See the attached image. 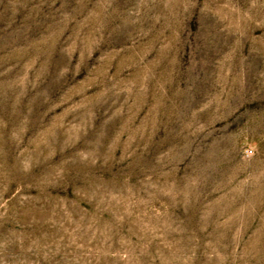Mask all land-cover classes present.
<instances>
[{
  "label": "rangeland",
  "instance_id": "rangeland-1",
  "mask_svg": "<svg viewBox=\"0 0 264 264\" xmlns=\"http://www.w3.org/2000/svg\"><path fill=\"white\" fill-rule=\"evenodd\" d=\"M0 264H264V0H0Z\"/></svg>",
  "mask_w": 264,
  "mask_h": 264
},
{
  "label": "built area",
  "instance_id": "built-area-1",
  "mask_svg": "<svg viewBox=\"0 0 264 264\" xmlns=\"http://www.w3.org/2000/svg\"><path fill=\"white\" fill-rule=\"evenodd\" d=\"M245 154H246L247 156H250L251 151L247 149V150L245 151Z\"/></svg>",
  "mask_w": 264,
  "mask_h": 264
}]
</instances>
